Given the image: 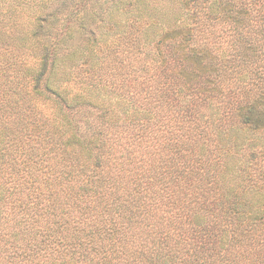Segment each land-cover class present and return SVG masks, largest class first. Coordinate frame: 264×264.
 <instances>
[{"label":"trees","instance_id":"16d2710c","mask_svg":"<svg viewBox=\"0 0 264 264\" xmlns=\"http://www.w3.org/2000/svg\"><path fill=\"white\" fill-rule=\"evenodd\" d=\"M40 1L0 58V264H264V0H123L102 44Z\"/></svg>","mask_w":264,"mask_h":264},{"label":"rangeland","instance_id":"374dc122","mask_svg":"<svg viewBox=\"0 0 264 264\" xmlns=\"http://www.w3.org/2000/svg\"><path fill=\"white\" fill-rule=\"evenodd\" d=\"M121 2H123V0H60L58 4H55V6H64L67 10L74 9V11L76 12L73 19L74 25H76L77 27H80L81 25H86L89 27L94 26V28H96V32L103 33L101 35L102 37H99V43L102 44L104 41L118 40L122 37L120 26L118 24H114L111 20V13L118 8L120 17L118 21L124 23L126 16L125 14H122V9L124 10L126 6ZM42 3L43 2L40 0H35V2L30 3L31 5L20 8L17 7V2H15L14 0H0V58L3 57V64L7 62L6 57H12L11 54L16 52V50L12 52V43L14 42L17 35V30L13 26L14 20H17V22L21 21L22 23H26V25L29 24L28 22L32 21V16L30 15V11H32L31 8L33 7L34 10H36ZM47 3L49 5L52 4V2ZM45 5L47 4H44L43 6ZM16 9H28V12L24 13L22 11H19L21 14L12 19L13 15H11V12ZM26 25H24V30H26ZM21 26L22 25H20V27ZM79 42L80 37L79 34L76 33L74 37L68 42V45L73 43L72 49H76ZM9 51L12 53H10ZM4 53H6L5 57ZM8 53H10V55ZM9 62L11 63V59ZM32 62L33 61H31V63ZM75 63L76 61L73 59L69 60V62L67 61L68 65L65 67V70L68 74L72 71V69L73 71H75ZM65 70L62 69V71ZM67 73L65 75V81H67L69 76ZM70 85H72L73 87V85L76 84L74 83V81H71ZM108 96L110 97L111 95Z\"/></svg>","mask_w":264,"mask_h":264}]
</instances>
